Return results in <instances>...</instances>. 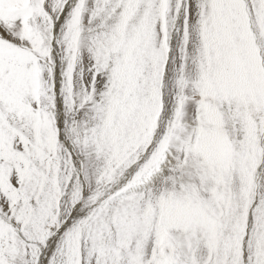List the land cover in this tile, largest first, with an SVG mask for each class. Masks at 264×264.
<instances>
[{
	"label": "snow or ice",
	"instance_id": "6c2138e0",
	"mask_svg": "<svg viewBox=\"0 0 264 264\" xmlns=\"http://www.w3.org/2000/svg\"><path fill=\"white\" fill-rule=\"evenodd\" d=\"M0 264H264V0H0Z\"/></svg>",
	"mask_w": 264,
	"mask_h": 264
}]
</instances>
